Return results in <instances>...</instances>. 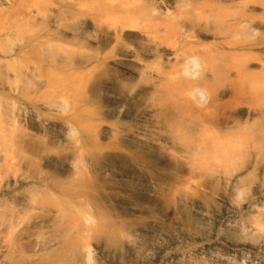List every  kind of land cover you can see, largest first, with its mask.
Returning a JSON list of instances; mask_svg holds the SVG:
<instances>
[{"label": "bare ground", "instance_id": "bare-ground-1", "mask_svg": "<svg viewBox=\"0 0 264 264\" xmlns=\"http://www.w3.org/2000/svg\"><path fill=\"white\" fill-rule=\"evenodd\" d=\"M17 1L0 29L2 264H74L81 239L88 264L94 243L101 264H264L262 203L244 223L208 209L264 154V4Z\"/></svg>", "mask_w": 264, "mask_h": 264}, {"label": "rangeland", "instance_id": "rangeland-1", "mask_svg": "<svg viewBox=\"0 0 264 264\" xmlns=\"http://www.w3.org/2000/svg\"><path fill=\"white\" fill-rule=\"evenodd\" d=\"M18 2L17 0H0V29L2 28H9L10 22H6V14L8 13L7 11L13 7L12 5L15 4L16 2ZM250 5L254 6V5H261L264 4V0H247ZM246 1V2H247ZM20 2V0H19ZM248 3V4H249ZM4 15V16H2ZM8 25V26H7ZM14 43V41L12 42ZM16 44V43H14ZM4 96V93L2 94ZM222 112V113H221ZM221 114L218 116L219 119L216 118V123L218 125H221L224 120H225V115L227 116V111L225 110H221ZM220 120V121H219ZM219 121V122H218ZM5 123V121H2ZM9 131L13 132L15 130H17V127H11L8 128ZM9 149L8 148H4V146H0V182L2 181V179L8 174L10 173L13 169H5V163L3 162V160L5 159V154L7 153ZM261 157V158H260ZM250 162H248L247 166L248 169H253V172L249 175L247 174V170L246 169L244 172H239L238 174H236V180H238V184L236 187V192L234 191V194H232V196L229 195L228 192V199L226 201H224V203H215V201H212V205L208 206L209 211L212 214H216L217 212H219V210H221L224 206L226 205H234L237 208H239V212L240 215L238 216V218L236 219V221H239L241 223H244L245 220V216H244V209L249 205V204H261L264 206V154L261 153H255L253 155H251V158H249ZM248 160V161H249ZM106 181H109L110 178L107 177L105 179ZM219 191L223 189V186H221L220 188H218ZM168 195V194H166ZM165 194L162 195V202L161 204H163V199L167 200V198H169L168 196H166ZM167 197V198H166ZM166 198V199H165ZM258 199V200H257ZM169 200V199H168ZM1 201V200H0ZM258 201V202H257ZM141 203V202H140ZM186 206V207H185ZM181 208L182 214L184 215L185 218H187L189 220V226L186 225V228H194V225L196 224L194 222V218L191 212L192 208L190 206V204L185 205ZM84 207L86 209V211L91 215H94V211L93 209H91L90 207L86 206L84 204ZM165 209V208H164ZM160 211V213H163V210ZM262 209V207H261ZM264 209V207H263ZM264 212V210H261ZM9 212V211H8ZM154 213V212H153ZM156 214V212H155ZM0 238L2 237H9L11 235V231L4 228L3 225H6V220L4 219V217L0 216ZM188 226V227H187ZM163 229H169L170 226L165 223L164 226L160 227ZM214 231V232H213ZM201 233L206 234V236L204 237L206 240V244L211 245L212 241H213V237L216 236L217 234H219L220 231H218V228L215 229L214 226L211 227V232H213V237L210 236V232L208 231H200ZM84 239L79 240L76 243V246L72 252L70 253V258L71 261L74 262V264H88L87 260V252L84 250ZM92 244V243H91ZM96 245L97 243H94L91 245L90 249H89V264H101L104 263L103 258L104 257H100V255H98L97 251H96ZM27 248V247H26ZM29 249V248H27ZM114 253V252H112ZM126 253V252H125ZM124 252L122 253H118V254H114L112 255L111 258H115L117 261L121 262V264H178L180 261H182L183 263L188 262L192 259H194V253L193 252H185L180 254V252H173L169 255H165L160 257L159 259H157L155 262L149 263V261H146V259L143 258H136L134 256H131L129 253L125 254ZM244 254H246V256H252L249 253L245 252ZM31 255V254H28ZM99 258L101 259V261L99 260ZM98 259V260H97ZM201 261L205 262L206 264H210L208 261V258H204ZM3 263V259H0V264Z\"/></svg>", "mask_w": 264, "mask_h": 264}]
</instances>
